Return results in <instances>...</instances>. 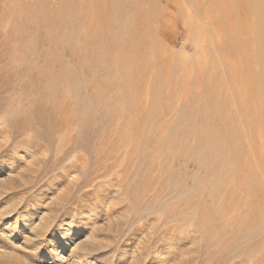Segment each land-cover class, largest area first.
<instances>
[{"label": "rangeland", "instance_id": "obj_1", "mask_svg": "<svg viewBox=\"0 0 264 264\" xmlns=\"http://www.w3.org/2000/svg\"><path fill=\"white\" fill-rule=\"evenodd\" d=\"M0 177V264H264V0H0Z\"/></svg>", "mask_w": 264, "mask_h": 264}, {"label": "bare ground", "instance_id": "obj_2", "mask_svg": "<svg viewBox=\"0 0 264 264\" xmlns=\"http://www.w3.org/2000/svg\"><path fill=\"white\" fill-rule=\"evenodd\" d=\"M8 185H9V181H8V179H4V178H2V177H0V194L8 187ZM89 199H93V193L90 191V190H87L84 194H83V200H82V203H81V205H84L85 203H87V202H89ZM17 220V219H16ZM20 221V220H19ZM23 222V221H22ZM16 225V224H15ZM58 226V225H57ZM61 228V227H60ZM58 228H56L55 229V231L57 232V234L53 237V243H60V242H62V239H61V237H62V234H61V232L59 231V230H57ZM63 231V230H62ZM64 232V231H63ZM77 230L75 231V233H74V235L71 237V238H69V239H67L66 240V244H64V245H60L59 247H62V246H66L67 247V245H69V244H71L72 242H74L73 240H74V237L77 235ZM68 233V232H67ZM64 237V236H63ZM52 243V242H51ZM52 243V244H53ZM55 246V245H54ZM58 247V248H59ZM53 250H56L54 247H53ZM52 251V250H51ZM58 251V250H57ZM10 252H11V249H5V248H3V250H1V252H0V258H2V259H4L5 261H7V262H13V263H15V262H17V261H15L14 259H12V256H11V254H10ZM59 253V252H58Z\"/></svg>", "mask_w": 264, "mask_h": 264}]
</instances>
